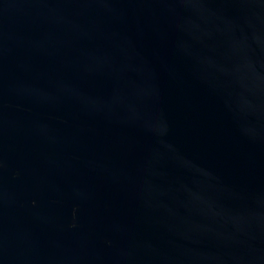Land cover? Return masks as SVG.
I'll return each instance as SVG.
<instances>
[{
  "label": "water",
  "instance_id": "water-1",
  "mask_svg": "<svg viewBox=\"0 0 264 264\" xmlns=\"http://www.w3.org/2000/svg\"><path fill=\"white\" fill-rule=\"evenodd\" d=\"M0 264H264V0H0Z\"/></svg>",
  "mask_w": 264,
  "mask_h": 264
}]
</instances>
